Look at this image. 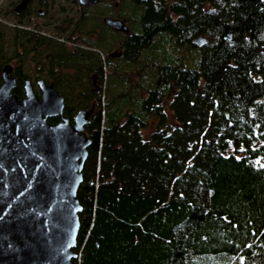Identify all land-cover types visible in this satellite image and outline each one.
<instances>
[{
    "label": "trees",
    "instance_id": "obj_1",
    "mask_svg": "<svg viewBox=\"0 0 264 264\" xmlns=\"http://www.w3.org/2000/svg\"><path fill=\"white\" fill-rule=\"evenodd\" d=\"M114 1L127 32L101 22L97 35L77 0L76 19L47 17L52 33L23 15L7 31L0 21V68L18 63L13 94L32 72L63 95L69 119L92 110L75 262L264 264V0ZM107 41L127 66L152 52L151 70L118 71Z\"/></svg>",
    "mask_w": 264,
    "mask_h": 264
},
{
    "label": "water",
    "instance_id": "obj_2",
    "mask_svg": "<svg viewBox=\"0 0 264 264\" xmlns=\"http://www.w3.org/2000/svg\"><path fill=\"white\" fill-rule=\"evenodd\" d=\"M28 1L20 0L13 11H23ZM97 1L77 0L82 6ZM103 22L128 31L118 18L104 17ZM204 41L197 37L193 43ZM36 84L38 94L26 79L17 97L11 65L1 69L0 264H77L81 206L76 190L91 142L84 127L92 110L79 109L69 119L63 95L43 79ZM54 116L58 121L49 122Z\"/></svg>",
    "mask_w": 264,
    "mask_h": 264
},
{
    "label": "rangeland",
    "instance_id": "obj_3",
    "mask_svg": "<svg viewBox=\"0 0 264 264\" xmlns=\"http://www.w3.org/2000/svg\"><path fill=\"white\" fill-rule=\"evenodd\" d=\"M17 1L18 0H0L1 28L5 31L9 30L10 28L13 27V25H15V21L12 17V7L14 6V4ZM55 3H56V7L53 10H50L48 12V14H41V15L38 14L37 15L33 12V14H31L30 17L27 18L28 22L25 25H27L29 27L36 25V26H38V28H40L41 32L52 33L51 26L45 25V23L47 21V17L49 15H51L52 13L54 14V17H55L54 19H56V20L59 19V21H60V19L63 18V15H67V16L69 15V16H72L74 19H76L78 12H79L78 7H77L78 5H76L75 3H72L71 0H55ZM118 6H119V4H117L114 0H99L98 3L89 5V7L87 8V10L89 11L88 16L90 19H93L94 21L96 18L97 23H96L95 29L98 30L97 35H100L101 31L103 29L102 23H101V22H103V18L106 16L107 17H114L115 14L118 12L117 11ZM41 8H42V6H41ZM56 8L58 10H63L64 12L60 13V11H57ZM133 15L134 16L132 18L135 19V14H133ZM126 24H129V23L127 22ZM134 25H135L134 23L129 24L130 29L132 31H137V30H134V28L136 27ZM94 35L96 36V32L94 33ZM90 37H93V36L90 35ZM167 39L166 40L164 39V41H166V45H167L166 49L171 50V47H173V42L171 39H168V40ZM162 41L163 40L161 38L160 39L158 38L153 42L155 53H159V51H160L159 50V48H160L159 43ZM101 47H100V49L103 53L106 52L108 54H111V64H112V66H115L118 71H129V70H131V68H137V67H141L143 65H144L143 67H145V70L148 72L152 68L151 65H145V64L152 62V57H151L152 52H149V56L148 55L141 56L140 60L138 61V63L135 66H131V65L127 66L119 56L120 52H119V48L117 46L116 41L103 42V43H101ZM191 52H192V54H195L194 50H191ZM8 62H9L8 64L12 65L13 68L18 66V63L13 58L8 59ZM111 64L105 66L108 78H110L109 70H110ZM29 76L30 77H28V78L33 83L34 91H35V93L38 94L39 92H38L37 86L35 85V80L37 78L45 80V77L43 75L35 77L32 72H29ZM135 78H138V76H135V77L133 76L132 81H134ZM108 81H109V79L107 80L106 86L108 85V87H109ZM143 81H144V79H142V82ZM47 82H50V81H47ZM124 88H125L124 83L118 84L116 87L117 90L124 89ZM102 91H104V90H102ZM106 92H107V90L105 91V94H106Z\"/></svg>",
    "mask_w": 264,
    "mask_h": 264
},
{
    "label": "flooded vegetation",
    "instance_id": "obj_4",
    "mask_svg": "<svg viewBox=\"0 0 264 264\" xmlns=\"http://www.w3.org/2000/svg\"><path fill=\"white\" fill-rule=\"evenodd\" d=\"M20 0H18L15 4H14V6L19 2ZM38 1L39 0H29L28 1V3H27V5H26V8L23 10V11H25L27 8H29V12H30V14H25V13H22L23 11H21V12H19V13H15L14 11H13V8H14V6L12 7V17H13V19H14V21H15V24H17V23H20L19 21H20V19H19V17L21 16V15H23V17L24 16H27V18H29L30 17V15L31 14H33V12L35 13V14H39V15H41V14H48V12L50 11V10H53V9H48L47 11H46V9L45 8H41V6L40 5H38ZM41 10V13H39L38 12V10ZM23 17H21V18H23ZM48 21V20H47ZM50 21V20H49ZM14 26V25H13ZM9 63V62H8ZM8 63H4L2 66H1V68H0V82H1V69L3 68V66L5 65V64H8ZM13 67H12V65H11V74H12V76L15 78V82L17 83V78H16V76L13 74ZM26 79H28L31 83H32V81L29 79V78H24V80H23V84H24V81L26 80ZM38 79H40V78H37L36 80H35V85L37 86V84H36V82H37V80ZM47 83V82H46ZM32 86H33V83H32ZM34 88V87H33ZM37 88H38V86H37Z\"/></svg>",
    "mask_w": 264,
    "mask_h": 264
}]
</instances>
